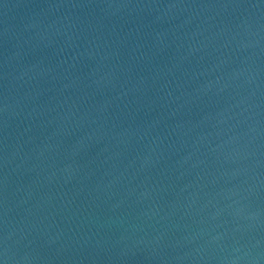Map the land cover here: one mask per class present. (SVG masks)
<instances>
[{"label": "water", "instance_id": "obj_1", "mask_svg": "<svg viewBox=\"0 0 264 264\" xmlns=\"http://www.w3.org/2000/svg\"><path fill=\"white\" fill-rule=\"evenodd\" d=\"M2 264H264V0H0Z\"/></svg>", "mask_w": 264, "mask_h": 264}, {"label": "snow or ice", "instance_id": "obj_2", "mask_svg": "<svg viewBox=\"0 0 264 264\" xmlns=\"http://www.w3.org/2000/svg\"><path fill=\"white\" fill-rule=\"evenodd\" d=\"M0 264H2V262H0Z\"/></svg>", "mask_w": 264, "mask_h": 264}]
</instances>
